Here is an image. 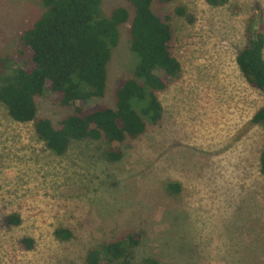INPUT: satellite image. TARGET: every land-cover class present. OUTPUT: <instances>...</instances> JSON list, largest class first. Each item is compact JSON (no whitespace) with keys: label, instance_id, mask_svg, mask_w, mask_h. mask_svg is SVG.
Masks as SVG:
<instances>
[{"label":"rangeland","instance_id":"374dc122","mask_svg":"<svg viewBox=\"0 0 264 264\" xmlns=\"http://www.w3.org/2000/svg\"><path fill=\"white\" fill-rule=\"evenodd\" d=\"M116 5L128 2L102 0L105 14ZM152 9L168 17L181 76L158 93L160 121L126 140L120 160L103 158L104 144L92 140L54 154L32 123L12 120L0 103V264H85L89 247L135 228L144 236L132 264H264V125L251 122L264 93L235 62L255 20L264 35V0H153ZM40 10L39 0H0L1 53L16 51L18 32ZM126 31L112 49L104 95L87 108L112 105L119 79L131 73ZM36 101L38 117L68 112L49 97ZM173 182L179 189L169 192ZM12 213L20 224H6ZM60 226L73 237L58 240ZM24 236L32 248L21 245Z\"/></svg>","mask_w":264,"mask_h":264},{"label":"trees","instance_id":"16d2710c","mask_svg":"<svg viewBox=\"0 0 264 264\" xmlns=\"http://www.w3.org/2000/svg\"><path fill=\"white\" fill-rule=\"evenodd\" d=\"M216 6L226 0H205ZM128 5L113 6L106 14L102 0H39L41 10L28 26L18 32L17 49L0 52V103L18 123H32L34 133L45 148L63 154L70 142L100 141L102 156L118 161L121 145L157 124L163 112L158 93L181 76V65L172 54V29L168 17L157 15L153 0H127ZM175 13L192 21L184 6ZM127 26L129 48L133 55L131 73L119 79L112 105L87 108L92 99L105 93L106 67L112 49ZM236 65L248 85L264 93V35L253 37L251 26ZM49 97L68 112L55 121L37 116V98ZM251 122L264 125V105L252 115ZM259 171L264 176V146ZM169 192L178 191L175 182ZM7 225L21 222L17 213L4 217ZM54 236L65 241L73 237L66 227H57ZM144 231L135 228L89 247L85 264H132L133 251ZM21 245L30 249L33 238L24 236ZM138 264H162L145 257Z\"/></svg>","mask_w":264,"mask_h":264},{"label":"water","instance_id":"95a60500","mask_svg":"<svg viewBox=\"0 0 264 264\" xmlns=\"http://www.w3.org/2000/svg\"><path fill=\"white\" fill-rule=\"evenodd\" d=\"M256 26H257V20H255V23H254L253 28H252L253 37H255L257 34L256 33Z\"/></svg>","mask_w":264,"mask_h":264}]
</instances>
